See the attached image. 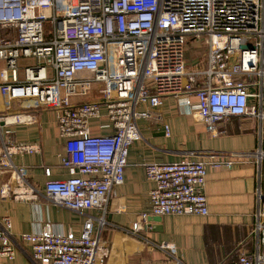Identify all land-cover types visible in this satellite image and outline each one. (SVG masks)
<instances>
[{
    "label": "built area",
    "instance_id": "2783aa9c",
    "mask_svg": "<svg viewBox=\"0 0 264 264\" xmlns=\"http://www.w3.org/2000/svg\"><path fill=\"white\" fill-rule=\"evenodd\" d=\"M191 37L205 41L203 69L188 68L185 45ZM0 62L7 106L0 122H35L34 112H11L14 100H28L27 108L56 112L66 139L62 162L70 176L47 181L46 197L73 211L102 212L88 214L80 234L47 226L19 238L30 245L34 264H105L107 206L114 187L125 181L131 145L142 139L139 120L162 125L170 136L160 111L166 97L188 107L214 137L225 132L220 126L227 120L264 119L250 103L263 98L264 0H0ZM143 104L147 108L141 109ZM98 119L107 121L100 128L112 132L93 134L91 122ZM39 150L35 143L5 140L0 129V170L10 176L0 187V201L36 198L28 169L14 157ZM190 154L198 158L145 165L155 186L150 211L134 222L133 232L147 228L151 216L208 215V168H231L234 158L251 156L261 165L264 158L262 150ZM11 228V218L4 216L0 257L9 261L17 252ZM252 234L254 254L242 251L223 264H264L260 186Z\"/></svg>",
    "mask_w": 264,
    "mask_h": 264
},
{
    "label": "crops",
    "instance_id": "0c3cea01",
    "mask_svg": "<svg viewBox=\"0 0 264 264\" xmlns=\"http://www.w3.org/2000/svg\"><path fill=\"white\" fill-rule=\"evenodd\" d=\"M198 64L200 61L190 66ZM2 67L4 62H0ZM252 91L260 92V89ZM29 103L14 100L11 112H34L35 122L10 125L0 122L5 140L31 142L40 148L37 152L14 157L17 165L28 169V180L37 195L33 200L5 198L0 201V224L4 216H9L11 234L17 241L15 260L0 257V264H34L31 247L21 241V233H37L49 226L53 231L80 234L88 214L96 217L102 214L99 209L85 213L73 211L46 197L47 181L70 176L62 162L66 139L59 134L54 110L27 108ZM250 103L264 113V90L261 101L251 98ZM145 108L147 104L141 105V109ZM6 111L0 92V113ZM160 111L170 125L171 135L166 136L160 124L139 120L142 139L131 145L125 181L114 187L107 206L102 234L109 248L105 264H223L235 260L242 251L253 255L257 239L252 230L259 186L264 192V163L259 165L253 156L234 158L231 168H208L205 185L208 215L151 216L147 228L133 232L134 222L151 208L150 191L155 184L147 178L146 164L198 158L190 154L192 151L264 152V119L247 116L227 120L220 126L225 132L214 137L207 132L205 124L174 97H166ZM101 123L107 121L92 120L93 134L112 132V127L100 128ZM47 168L50 175L46 173ZM9 178L8 172L0 170V187Z\"/></svg>",
    "mask_w": 264,
    "mask_h": 264
},
{
    "label": "rangeland",
    "instance_id": "374dc122",
    "mask_svg": "<svg viewBox=\"0 0 264 264\" xmlns=\"http://www.w3.org/2000/svg\"><path fill=\"white\" fill-rule=\"evenodd\" d=\"M194 39H195L194 37H191L186 42L185 60L188 62L189 65L199 60L200 64L190 67L188 66V68L194 70L203 69L205 67V60H206V58L204 57L206 56V52H207L205 41L202 40L200 43H195ZM256 101H258V98H256ZM263 163H264V158H263Z\"/></svg>",
    "mask_w": 264,
    "mask_h": 264
}]
</instances>
